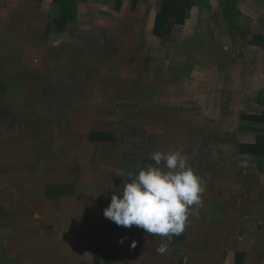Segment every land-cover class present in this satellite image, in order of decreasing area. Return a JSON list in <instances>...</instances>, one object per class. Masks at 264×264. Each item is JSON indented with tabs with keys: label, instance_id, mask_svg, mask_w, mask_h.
<instances>
[{
	"label": "crops",
	"instance_id": "crops-1",
	"mask_svg": "<svg viewBox=\"0 0 264 264\" xmlns=\"http://www.w3.org/2000/svg\"><path fill=\"white\" fill-rule=\"evenodd\" d=\"M74 3L0 0V264H264V0ZM154 152L203 181L178 236L103 216Z\"/></svg>",
	"mask_w": 264,
	"mask_h": 264
},
{
	"label": "clouds",
	"instance_id": "clouds-1",
	"mask_svg": "<svg viewBox=\"0 0 264 264\" xmlns=\"http://www.w3.org/2000/svg\"><path fill=\"white\" fill-rule=\"evenodd\" d=\"M150 159L154 164L127 174L123 190L111 196L103 216L117 226L135 225L149 235L178 236L192 214L191 206L200 204L203 181L180 152H154Z\"/></svg>",
	"mask_w": 264,
	"mask_h": 264
},
{
	"label": "trees",
	"instance_id": "trees-1",
	"mask_svg": "<svg viewBox=\"0 0 264 264\" xmlns=\"http://www.w3.org/2000/svg\"><path fill=\"white\" fill-rule=\"evenodd\" d=\"M78 1L82 0H54L55 3L61 6L70 3L75 4L74 2ZM191 4L192 0H164L163 7L157 14V20L175 19L178 24H182ZM240 128L253 129L258 133L256 142L253 145H240V151L252 155L257 160H264V110L259 116L241 115Z\"/></svg>",
	"mask_w": 264,
	"mask_h": 264
}]
</instances>
